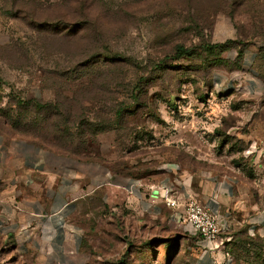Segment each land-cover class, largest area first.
I'll use <instances>...</instances> for the list:
<instances>
[{
    "label": "rangeland",
    "instance_id": "1",
    "mask_svg": "<svg viewBox=\"0 0 264 264\" xmlns=\"http://www.w3.org/2000/svg\"><path fill=\"white\" fill-rule=\"evenodd\" d=\"M104 2L94 31L61 39L60 30L44 43L0 0V132L42 143L94 178L58 235L49 219L22 213L32 197L0 186V264H196L200 238L168 211L137 214L115 187L182 173L246 185L244 224L220 237L218 264H264V248L243 246L264 244L249 224L264 213V0ZM249 83L263 93L250 95ZM113 191L124 205L110 207Z\"/></svg>",
    "mask_w": 264,
    "mask_h": 264
},
{
    "label": "crops",
    "instance_id": "2",
    "mask_svg": "<svg viewBox=\"0 0 264 264\" xmlns=\"http://www.w3.org/2000/svg\"><path fill=\"white\" fill-rule=\"evenodd\" d=\"M247 89L254 97L263 93L257 83H249ZM89 171L83 165L72 167L49 148L17 133L0 132V186L3 192L10 196H21L25 192L32 197L33 201L22 213L35 220L49 219L55 235L60 233V221L73 210L71 199L84 187L86 190L94 188L93 174ZM103 174L101 184L109 185V174ZM115 187L126 193L137 214L146 213L156 217L165 214L168 209L160 193L162 188L171 187L177 190L181 198L190 195L210 211L225 215L230 226L231 223L235 226L240 225V222L244 224L239 217L246 213L243 205L248 202V190L246 185L237 182L231 175L193 176L182 173L172 179H164L157 185L129 181ZM20 203L26 201L23 199ZM249 224L256 232L264 231V213L251 218ZM190 235L199 238L191 231ZM218 243L222 242L218 240L211 250L212 245L198 240L195 244L200 250L196 264H218L222 260Z\"/></svg>",
    "mask_w": 264,
    "mask_h": 264
},
{
    "label": "trees",
    "instance_id": "3",
    "mask_svg": "<svg viewBox=\"0 0 264 264\" xmlns=\"http://www.w3.org/2000/svg\"><path fill=\"white\" fill-rule=\"evenodd\" d=\"M11 3L16 15L22 14L23 17L34 26L35 33L38 36V41H47L50 34H57L60 30H65L58 35L59 38L76 39L81 36L79 30H83V35L87 34L85 31H94L95 22L94 18L98 19L99 16L94 17L93 13L96 10L104 8L105 0H7ZM44 42V43H45ZM178 57H182L187 54V51L177 46L175 48ZM111 50L107 45L102 48L101 58H109L111 56ZM35 106L36 103L34 102ZM45 107V106H44ZM40 144V143H38ZM44 145V144H40ZM47 147L46 145H44ZM49 148V147H47ZM51 150V148H49ZM114 192V193H113ZM113 196L109 200L111 208L120 207L118 203L124 205V195L120 191H113ZM123 202V203H122ZM244 227V226H243ZM242 227V228H243ZM245 228V227H244ZM233 242L234 238L232 239ZM177 240L171 242L166 246L167 249L171 248L172 243H176ZM264 243V239L262 240ZM232 243V241L230 242ZM243 246H253L250 250L252 254H256V250L260 251L264 248V244L255 243L254 239H246L243 242ZM257 255V254H256ZM257 257V256H256Z\"/></svg>",
    "mask_w": 264,
    "mask_h": 264
},
{
    "label": "built area",
    "instance_id": "4",
    "mask_svg": "<svg viewBox=\"0 0 264 264\" xmlns=\"http://www.w3.org/2000/svg\"><path fill=\"white\" fill-rule=\"evenodd\" d=\"M160 196L170 213L169 221L188 227L202 242L213 246L230 232L225 215L210 211L190 195L181 198L171 187H166L161 189Z\"/></svg>",
    "mask_w": 264,
    "mask_h": 264
}]
</instances>
